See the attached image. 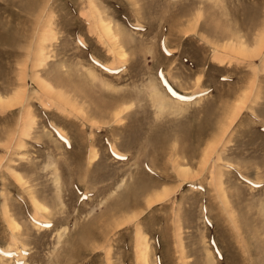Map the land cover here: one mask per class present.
I'll list each match as a JSON object with an SVG mask.
<instances>
[{"label": "rangeland", "instance_id": "1", "mask_svg": "<svg viewBox=\"0 0 264 264\" xmlns=\"http://www.w3.org/2000/svg\"><path fill=\"white\" fill-rule=\"evenodd\" d=\"M0 264H264V0H0Z\"/></svg>", "mask_w": 264, "mask_h": 264}, {"label": "bare ground", "instance_id": "2", "mask_svg": "<svg viewBox=\"0 0 264 264\" xmlns=\"http://www.w3.org/2000/svg\"><path fill=\"white\" fill-rule=\"evenodd\" d=\"M155 97H157L156 94H154ZM164 107V104L160 105V108H163Z\"/></svg>", "mask_w": 264, "mask_h": 264}]
</instances>
